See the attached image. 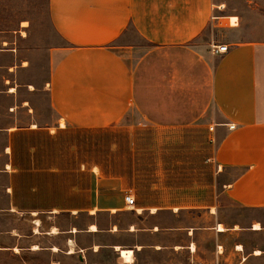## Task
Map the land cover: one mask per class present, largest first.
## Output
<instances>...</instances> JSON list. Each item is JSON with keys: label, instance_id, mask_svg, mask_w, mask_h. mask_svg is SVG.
<instances>
[{"label": "crops", "instance_id": "0c3cea01", "mask_svg": "<svg viewBox=\"0 0 264 264\" xmlns=\"http://www.w3.org/2000/svg\"><path fill=\"white\" fill-rule=\"evenodd\" d=\"M229 2L49 0L61 44L43 81L0 49V264H264V42L217 34L238 26ZM122 121L207 133L211 202L126 207L127 174L97 165L86 137Z\"/></svg>", "mask_w": 264, "mask_h": 264}, {"label": "rangeland", "instance_id": "374dc122", "mask_svg": "<svg viewBox=\"0 0 264 264\" xmlns=\"http://www.w3.org/2000/svg\"><path fill=\"white\" fill-rule=\"evenodd\" d=\"M48 4L49 0H0V49L14 50L22 64L29 66L23 75L25 80H45L49 50L61 44L49 22ZM229 8L230 15L238 17V26L235 31H228L226 26L231 18L227 19L223 28H217V34L236 41L264 42V0H231ZM233 20L235 23L236 18ZM42 103L40 120H48L47 103L45 100ZM86 137L92 142L94 139L97 165L106 173L127 174L121 178L122 183L134 195L137 207L158 200L190 205L211 202L217 170L207 161L211 155L207 133L134 131L122 121L111 129ZM152 182L161 190L152 191ZM96 218L101 227H108L111 222L105 213ZM121 218L132 216L124 214ZM86 219L82 214L78 221ZM122 256L130 260V252Z\"/></svg>", "mask_w": 264, "mask_h": 264}, {"label": "built area", "instance_id": "2783aa9c", "mask_svg": "<svg viewBox=\"0 0 264 264\" xmlns=\"http://www.w3.org/2000/svg\"><path fill=\"white\" fill-rule=\"evenodd\" d=\"M213 2V6L215 7L216 10L221 11L222 9H224L226 7L227 2L231 1V0H211ZM230 49V45L228 44H220V45H212L211 46V51L214 54H223L226 53L228 50ZM234 125H230L229 128H233ZM211 130V128L209 129ZM124 202L126 207L131 208V209H135L136 207V200L133 194L131 193H127L124 195ZM136 211V209H135ZM121 256V254H120Z\"/></svg>", "mask_w": 264, "mask_h": 264}, {"label": "bare ground", "instance_id": "6f19581e", "mask_svg": "<svg viewBox=\"0 0 264 264\" xmlns=\"http://www.w3.org/2000/svg\"><path fill=\"white\" fill-rule=\"evenodd\" d=\"M233 19H235V17H231V21H230V23H229V25H231V26H235V23H234V20ZM153 211V210H152ZM257 226V225H256ZM259 228V227H258ZM91 229L92 230H95V227L94 226H92L91 227ZM218 229L219 230H223V226H221V225H219L218 226ZM73 250V249H72ZM73 252V251H72ZM121 254V253H120ZM122 257V256H121Z\"/></svg>", "mask_w": 264, "mask_h": 264}]
</instances>
